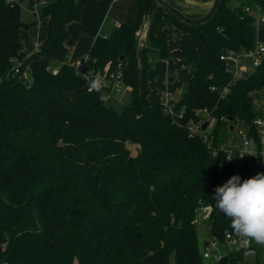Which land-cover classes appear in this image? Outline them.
<instances>
[{
	"label": "trees",
	"instance_id": "16d2710c",
	"mask_svg": "<svg viewBox=\"0 0 264 264\" xmlns=\"http://www.w3.org/2000/svg\"><path fill=\"white\" fill-rule=\"evenodd\" d=\"M22 1L0 0V264H168L170 257L175 264H206L192 224L196 211L211 208L207 241L223 245L225 234L235 233L213 210L214 190L232 175L248 178L249 170L218 168L200 138L148 100V56L168 57L166 43L155 35L161 20L172 33L187 34L196 44L197 65L176 110L193 118L195 109L208 108L217 118L250 124L251 93L264 85V60L224 97L210 88L229 82L219 60L223 50L254 47V20L242 8H264V0H246L234 10L227 6L232 0H215L211 12L196 20L160 0H149L144 13L142 0H135V22L101 38L87 56L94 71L121 65L131 99L120 112L110 99L102 103L67 63L66 26L78 20L80 6L43 0L45 40L27 54L23 42L32 23L21 20ZM145 14L153 21L138 53ZM16 63L30 69L27 81L14 74ZM223 130L216 125V140ZM242 260L243 251L229 252L215 264Z\"/></svg>",
	"mask_w": 264,
	"mask_h": 264
},
{
	"label": "built area",
	"instance_id": "2783aa9c",
	"mask_svg": "<svg viewBox=\"0 0 264 264\" xmlns=\"http://www.w3.org/2000/svg\"><path fill=\"white\" fill-rule=\"evenodd\" d=\"M245 15L251 16L254 25L264 24V8L252 3L242 8ZM219 60L224 66V71L229 77V82L222 89L217 90L211 87L210 90L219 91L220 97H224L232 86L239 80L247 78L254 70L261 65L264 60V45L255 44L249 50H223ZM77 75L86 83L92 78L103 77L108 81V94L110 98L118 101L116 96L127 94L130 88L123 83L121 65L118 63L112 70L109 64H106L101 71H94L87 58L75 62L71 65ZM14 74L19 75V79L27 81L30 76V69L26 67L19 69V64L14 65ZM56 74V70L52 71ZM252 114L250 124H245L240 119L229 120L226 116L217 118L213 115V110L208 108H199L193 111V118H186L183 109L176 110L177 100L168 96H163L159 102L162 106L164 115L168 116L172 123L184 127L189 136H196L202 140L211 155L217 159V167L223 168L226 165L245 166L249 170V177L257 173H264V85L251 93ZM119 102V101H118ZM222 124L224 133L216 140L215 127ZM202 126H205L202 129ZM227 159H232L228 161ZM211 208L200 207L196 211V216L192 221L195 226L205 225L209 219ZM224 244L229 252L243 251V255H254L255 249L250 242L247 247L241 243V238L236 234L226 233ZM215 241H206L202 251L205 260H210L213 264L220 262L223 254L216 247Z\"/></svg>",
	"mask_w": 264,
	"mask_h": 264
},
{
	"label": "crops",
	"instance_id": "0c3cea01",
	"mask_svg": "<svg viewBox=\"0 0 264 264\" xmlns=\"http://www.w3.org/2000/svg\"><path fill=\"white\" fill-rule=\"evenodd\" d=\"M74 1L80 6V14L78 20L70 22L66 26L67 37L64 45L68 50L67 63L69 65H73L77 61L86 59L90 48L101 38L109 36L120 25H130L136 20L137 4L135 0ZM160 1L191 20L200 19L208 15L215 3V0ZM234 1L237 0H233V2ZM244 1L246 0H239L238 5L235 3L233 7L237 8ZM24 2H28V5L25 8H23ZM142 2L145 13L150 1L142 0ZM42 4L43 0H24L20 3L21 13L23 12V9H25L28 14L34 16V20L31 21L32 25L27 32V39L23 42V49L27 54L36 51L45 40V30L48 20L46 18H40V7H42ZM152 21L153 15H144V20L138 31V53L147 44V34ZM258 34V40L256 37L255 44L264 45V26L258 29ZM155 35L165 43L169 42L171 45L170 47L172 48L175 45V41L179 44L184 43L186 49L196 48V44L190 41L186 34L182 35L180 32L172 33L170 29L164 25L163 20H161ZM195 67L196 64L189 72L188 77L184 81L185 83L192 75ZM169 81H171V79ZM165 95L173 100H178L180 93L176 98L171 97L169 94H164L160 95L156 101H152L149 98L148 100L152 102H160Z\"/></svg>",
	"mask_w": 264,
	"mask_h": 264
},
{
	"label": "clouds",
	"instance_id": "9594fccd",
	"mask_svg": "<svg viewBox=\"0 0 264 264\" xmlns=\"http://www.w3.org/2000/svg\"><path fill=\"white\" fill-rule=\"evenodd\" d=\"M108 86L103 77L88 81L89 90L98 93V99L105 104L110 99L104 91ZM212 199L215 201L213 210L230 221V228L241 238L243 246L254 242L264 247V173L243 180L239 175H232L215 188ZM154 254L148 252L149 256Z\"/></svg>",
	"mask_w": 264,
	"mask_h": 264
},
{
	"label": "rangeland",
	"instance_id": "374dc122",
	"mask_svg": "<svg viewBox=\"0 0 264 264\" xmlns=\"http://www.w3.org/2000/svg\"><path fill=\"white\" fill-rule=\"evenodd\" d=\"M239 0L229 1L227 6L230 10H234L233 5L236 3L238 5ZM28 5V2H24L23 8ZM43 5V4H42ZM41 8V7H40ZM21 20L25 23H31L34 20V16L30 15L23 9L21 13ZM264 26L255 25V39L258 40V29ZM182 35L185 33H181ZM188 37V35L186 34ZM189 39V37H188ZM190 40V39H189ZM191 41V40H190ZM164 42V41H163ZM193 42V41H192ZM165 43V42H164ZM168 47V57L166 59H158L155 55L148 56L149 70L147 73V85L149 88L148 98L152 101H156L160 95L169 94L171 97L176 98L179 93L181 94L185 88V79L188 77L189 72L197 65V49H186L184 43H178L175 41V45L170 47V43H166ZM186 49V50H185ZM171 79V81H169ZM149 82V83H148ZM118 101L110 98V103L113 108L120 112L122 106L130 102V92L127 94L116 96ZM128 149L132 154L136 153V147L134 145H127ZM207 227L205 225L197 226L198 238L203 244L205 241L209 240ZM255 249L254 255H243V260L238 264H256L257 262H264V251L262 247L258 246L254 242H251ZM218 250L222 252L225 256L229 254V249L226 245H217ZM202 251V250H201ZM206 264H210V261L205 260ZM168 264H175L173 257H170Z\"/></svg>",
	"mask_w": 264,
	"mask_h": 264
},
{
	"label": "water",
	"instance_id": "95a60500",
	"mask_svg": "<svg viewBox=\"0 0 264 264\" xmlns=\"http://www.w3.org/2000/svg\"><path fill=\"white\" fill-rule=\"evenodd\" d=\"M199 38H200V40L201 41H203V38H202V35L201 34H199ZM232 118H229V120H231ZM205 128V126H202V129H204Z\"/></svg>",
	"mask_w": 264,
	"mask_h": 264
}]
</instances>
